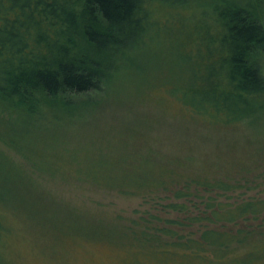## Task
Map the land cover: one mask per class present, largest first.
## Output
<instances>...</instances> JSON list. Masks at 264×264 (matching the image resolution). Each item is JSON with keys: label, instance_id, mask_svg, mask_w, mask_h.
<instances>
[{"label": "rangeland", "instance_id": "1", "mask_svg": "<svg viewBox=\"0 0 264 264\" xmlns=\"http://www.w3.org/2000/svg\"><path fill=\"white\" fill-rule=\"evenodd\" d=\"M149 1L152 31L137 69L123 71L100 94L87 95L95 105L72 118L50 116L14 146L0 141V264H182L180 258H158L130 243V223H137L132 230L138 233L162 227L148 214L177 221L187 214L159 213L173 201L165 194L152 201L111 190L122 183V173L133 178L144 168L140 159L125 162L132 159L128 155H156L162 166L177 167L183 180L256 179L254 190L244 194L236 186L218 202L264 198L259 194L264 189V118L251 125H211L193 118L170 95V88L202 69L194 57L198 48L204 53L205 35H217L215 0ZM256 1L264 24V0ZM83 173L102 186L82 181ZM218 225L168 226L177 236L163 239L196 238L192 234Z\"/></svg>", "mask_w": 264, "mask_h": 264}, {"label": "trees", "instance_id": "2", "mask_svg": "<svg viewBox=\"0 0 264 264\" xmlns=\"http://www.w3.org/2000/svg\"><path fill=\"white\" fill-rule=\"evenodd\" d=\"M257 2L213 3L218 32L205 35L204 53L200 48L195 52L201 71L170 88L172 98L193 118L221 127L257 124L264 118V24ZM150 19L149 0H0V141L14 146L50 116L72 118L95 105L87 95L100 94L123 71L138 68L152 31ZM128 156L132 159L125 162L140 159L144 168L133 178L122 173V183L111 190L152 201L156 194H165V200L173 201L159 213L187 214L177 221L147 213L148 220L162 227L151 225L135 233L134 221L128 227L134 241L130 243L158 258H180L182 264H264V241H252L256 235L264 240V198L218 202L236 186H242L244 194L254 190V177L251 183L183 180L177 167L162 166L156 155ZM83 174L80 180L102 186ZM197 221L219 224V229L206 227L200 235L192 234L196 238L164 241L177 236L168 226L183 228ZM259 229L262 233H255Z\"/></svg>", "mask_w": 264, "mask_h": 264}]
</instances>
